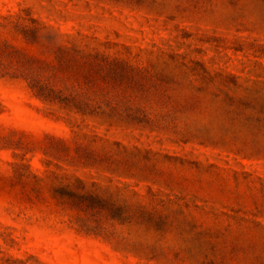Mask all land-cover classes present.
I'll list each match as a JSON object with an SVG mask.
<instances>
[{"label":"rangeland","instance_id":"obj_1","mask_svg":"<svg viewBox=\"0 0 264 264\" xmlns=\"http://www.w3.org/2000/svg\"><path fill=\"white\" fill-rule=\"evenodd\" d=\"M0 264H264V0H0Z\"/></svg>","mask_w":264,"mask_h":264},{"label":"trees","instance_id":"obj_2","mask_svg":"<svg viewBox=\"0 0 264 264\" xmlns=\"http://www.w3.org/2000/svg\"><path fill=\"white\" fill-rule=\"evenodd\" d=\"M64 56H65L64 53L60 52V61L62 63L61 68L66 67ZM28 78L30 79V82H29L30 87L34 90L35 96L37 98H39L43 102H46L52 105H58L67 114H69L68 111L73 110V109H77L78 111H84V112H92L94 110V109H90L89 106L79 105L76 101L65 98L62 91L56 90L54 87L50 86L48 83L40 82L39 79L33 77V75H29Z\"/></svg>","mask_w":264,"mask_h":264}]
</instances>
